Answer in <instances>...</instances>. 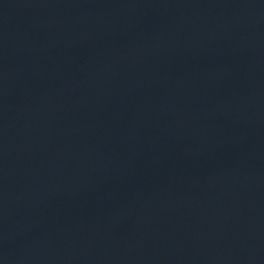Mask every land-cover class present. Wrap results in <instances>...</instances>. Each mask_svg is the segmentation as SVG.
<instances>
[{
  "label": "water",
  "instance_id": "1",
  "mask_svg": "<svg viewBox=\"0 0 264 264\" xmlns=\"http://www.w3.org/2000/svg\"><path fill=\"white\" fill-rule=\"evenodd\" d=\"M0 127L264 165V0H0Z\"/></svg>",
  "mask_w": 264,
  "mask_h": 264
}]
</instances>
